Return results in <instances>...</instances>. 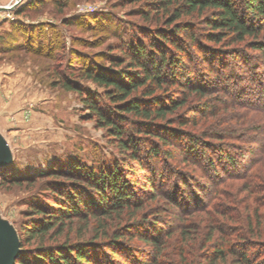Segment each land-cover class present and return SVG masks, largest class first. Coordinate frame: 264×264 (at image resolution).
<instances>
[{
  "label": "trees",
  "instance_id": "1",
  "mask_svg": "<svg viewBox=\"0 0 264 264\" xmlns=\"http://www.w3.org/2000/svg\"><path fill=\"white\" fill-rule=\"evenodd\" d=\"M131 1L143 24L97 55L12 22L22 43L6 51L47 60L49 85L76 93L114 150L96 166L0 168L45 191L28 202L13 264H264V138L237 145L246 118L264 122V0Z\"/></svg>",
  "mask_w": 264,
  "mask_h": 264
},
{
  "label": "rangeland",
  "instance_id": "2",
  "mask_svg": "<svg viewBox=\"0 0 264 264\" xmlns=\"http://www.w3.org/2000/svg\"><path fill=\"white\" fill-rule=\"evenodd\" d=\"M25 1L21 0L10 10L0 11V135L11 153V160L0 168L7 167L11 174L23 176L47 170L55 162L62 165L72 158H79L90 166H96L101 159H111L114 150L103 130L96 128L93 121L81 119L82 104L77 94L49 85L48 73L42 68L47 60L20 50L6 51L8 44L22 43V38L15 42L7 34L12 30V22L15 25L42 23L46 39L56 32L58 41H63L67 48L73 45L77 50L97 55L109 47L114 48L118 40H124L132 29L131 24H143L137 15L139 3L65 0L64 6L58 8L53 1L44 0L41 7L28 11V17L16 16V8ZM14 2L0 0V6ZM99 20L101 27H96ZM246 119V123L239 126L242 136L237 145L252 144L256 148L253 140L264 138V122ZM257 125L261 130H254ZM244 154L246 158L254 156L247 150ZM5 156L0 144V159ZM43 192L40 188L29 192L25 185L5 183L0 176V223L14 233L17 242L29 200ZM11 245L9 235L0 228V264L9 254Z\"/></svg>",
  "mask_w": 264,
  "mask_h": 264
},
{
  "label": "water",
  "instance_id": "3",
  "mask_svg": "<svg viewBox=\"0 0 264 264\" xmlns=\"http://www.w3.org/2000/svg\"><path fill=\"white\" fill-rule=\"evenodd\" d=\"M21 0H15V2L12 5H6V6H0V11L10 10L12 9L16 4H18ZM0 141L1 145H3L5 149V158L0 159V166L6 164L11 160V153L9 151V148L6 144V141L4 138L0 135ZM0 228L3 229L10 237L11 239V249L7 257L3 260L1 264H13L19 250V242H17L16 236L14 233L9 230L5 225L0 223Z\"/></svg>",
  "mask_w": 264,
  "mask_h": 264
},
{
  "label": "bare ground",
  "instance_id": "4",
  "mask_svg": "<svg viewBox=\"0 0 264 264\" xmlns=\"http://www.w3.org/2000/svg\"><path fill=\"white\" fill-rule=\"evenodd\" d=\"M0 144H1V141H0Z\"/></svg>",
  "mask_w": 264,
  "mask_h": 264
}]
</instances>
